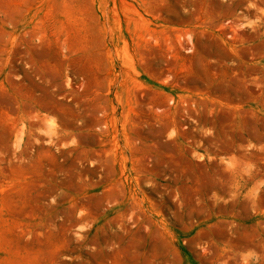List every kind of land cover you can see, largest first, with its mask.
<instances>
[{"label": "rangeland", "instance_id": "374dc122", "mask_svg": "<svg viewBox=\"0 0 264 264\" xmlns=\"http://www.w3.org/2000/svg\"><path fill=\"white\" fill-rule=\"evenodd\" d=\"M0 264H264V0H0Z\"/></svg>", "mask_w": 264, "mask_h": 264}]
</instances>
